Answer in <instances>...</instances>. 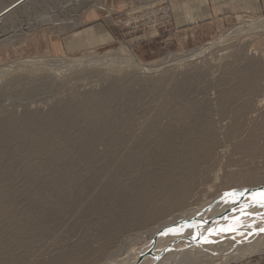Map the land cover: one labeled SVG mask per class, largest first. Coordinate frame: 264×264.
I'll return each instance as SVG.
<instances>
[{"label": "rangeland", "instance_id": "obj_1", "mask_svg": "<svg viewBox=\"0 0 264 264\" xmlns=\"http://www.w3.org/2000/svg\"><path fill=\"white\" fill-rule=\"evenodd\" d=\"M75 1L0 0V66L122 49L138 63H160L264 20L224 17L185 40L171 0ZM43 17L49 21L40 25ZM245 29L202 57L155 73L113 66L58 71L38 63L0 73V193L9 196L0 198V264H106L175 214L264 187V32ZM190 144L209 151L184 160ZM143 170L161 179L149 180ZM181 173L184 202L174 207L160 188ZM129 184L132 192L121 194ZM228 234L210 250L173 254L164 263L264 264V233ZM243 249L254 252L211 261Z\"/></svg>", "mask_w": 264, "mask_h": 264}, {"label": "bare ground", "instance_id": "obj_2", "mask_svg": "<svg viewBox=\"0 0 264 264\" xmlns=\"http://www.w3.org/2000/svg\"><path fill=\"white\" fill-rule=\"evenodd\" d=\"M94 1H98V0H78L75 1V3H79L81 4L82 2H85L86 4L88 3V5L92 2L94 3ZM74 2V1H73ZM85 4V5H86ZM96 4V3H94ZM84 5V6H85ZM71 6V5H70ZM82 6V5H81ZM83 6V7H84ZM87 6V5H86ZM67 7V6H66ZM76 7V6H75ZM66 10V9H65ZM51 13V12H50ZM54 13V12H53ZM45 17V16H44ZM41 18L40 21V25H44L47 20L46 18ZM51 17V16H50ZM49 19V17H48ZM62 19V18H61ZM38 20H35L34 24L36 23V21L38 22ZM50 20V19H49ZM47 20V21H49ZM54 20V19H52ZM50 20V22L52 21ZM70 21V20H69ZM67 22L68 25H75L74 21H70ZM31 23V22H30ZM61 23V22H60ZM59 24V23H58ZM33 25V24H32ZM32 25L31 28H32ZM28 26V28L30 27ZM36 26V25H35ZM76 27V26H75ZM245 28H251L252 30H254V32L257 34L258 32L263 33L264 32V20H257L256 22H250V23H246V24H242L238 27H235L233 29H231V31L226 32L223 36H221L220 38H218L217 40L208 43L202 47H198L194 50H191L190 52L187 53L186 58H179V56L177 55H173V54H169L164 60H162L160 63L158 62H154L152 64H143V63H138L133 57H131L129 54L126 53V51H124L123 49L116 55L113 56H109V55H105V56H100V55H91L88 57H81V58H44L43 56L40 57H34V58H30V59H26V60H20L18 62H15L14 64H11L9 66H0V73L5 72L6 70L9 71L8 69L16 67V66H26V65H32V64H42V65H46L48 67H50L52 70H58V71H71V70H78L81 68H87V67H123V68H130V69H136L142 73L148 74V73H155L158 72L160 70H162L163 68H166L168 66H173V64H183L184 62L187 61H191L193 59L199 58L204 56L206 53L212 51V49H215L217 46H220L221 43H223L225 40H227L228 38H230L231 36L235 35L238 32H241V30H244ZM26 29V28H25ZM246 30V29H245ZM250 30V29H249ZM251 30V32H252ZM16 31V30H15ZM17 32V31H16ZM243 32V31H242ZM241 32V33H242ZM18 33V32H17ZM240 33V34H241ZM248 34V32H247ZM112 67V68H113ZM2 133V132H1ZM3 147V146H2ZM201 144L200 146L198 144H190L188 150L186 151L185 154V159L184 160H188V156H203V154H205L206 152H208L209 150H207L208 148H204L201 149ZM206 147V146H205ZM197 148H200L197 151ZM82 152V151H81ZM4 154V153H3ZM91 154V153H90ZM188 155V156H187ZM2 159V158H1ZM128 160V159H127ZM137 161V159H136ZM136 161L135 158H131V160L129 161L128 164H135L136 165ZM166 162H172L171 159L167 158L165 159ZM141 162V161H140ZM57 163V162H56ZM139 163V162H138ZM143 163V162H142ZM73 164V163H72ZM140 164V163H139ZM74 165V164H73ZM134 165V166H135ZM146 165L147 166V162L141 164ZM127 166V165H126ZM125 166V167H126ZM139 166V165H138ZM145 167V166H144ZM145 169V168H144ZM56 170V169H55ZM145 173V176L148 178L149 180L153 177H156V173L152 174V176H150L148 170H143ZM65 174V173H64ZM69 174V173H68ZM117 175V174H116ZM75 176V175H74ZM43 177V176H42ZM151 177V178H150ZM113 178V177H112ZM145 178V177H144ZM157 178V177H156ZM154 178V179H156ZM160 177H158L157 179H159ZM174 178V177H173ZM176 178V179H175ZM174 182L172 185L167 186L164 185L160 191L163 192V197L164 195L167 196V198L170 200V204H174L175 205L178 204V202H184V201H180V197L184 196V193L182 195V188L180 187L181 185V181H183L184 177H183V173H181L180 175H178L177 177H175ZM79 179V178H78ZM89 179V178H88ZM99 179V178H98ZM114 179V178H113ZM116 179V178H115ZM114 179V180H115ZM118 179H120L118 177ZM156 179V180H157ZM161 179V178H160ZM148 180V179H147ZM152 180V179H151ZM172 180V179H171ZM49 181V180H48ZM93 181V180H92ZM118 181V180H117ZM116 181V182H117ZM159 181V180H158ZM75 182V181H74ZM142 182V181H141ZM147 182V181H146ZM145 182V183H146ZM154 182V181H153ZM166 182V181H165ZM96 183V182H95ZM112 183V182H111ZM126 182H124L125 184ZM135 183V181H134ZM143 183V182H142ZM156 183V182H155ZM70 184V183H69ZM97 184V183H96ZM113 184V183H112ZM114 184H116L114 182ZM147 184V183H146ZM60 185V184H59ZM79 185V184H78ZM99 185V184H98ZM118 185V184H117ZM115 185V186H117ZM123 185V184H121ZM126 185V184H125ZM129 186H125L124 191L121 192L122 193H129L132 190L133 185L130 188ZM140 185V184H139ZM142 185V184H141ZM155 185V184H154ZM158 185H161L160 182ZM114 186V185H112ZM114 186V187H115ZM120 186V185H119ZM124 186V185H123ZM147 186V185H146ZM166 186V187H165ZM38 187V186H37ZM89 187V186H88ZM111 187V185H110ZM122 187V186H121ZM145 187V186H144ZM159 187V186H158ZM105 188V187H103ZM119 188V187H118ZM136 188V187H135ZM141 188V187H139ZM147 188V187H146ZM150 188V187H149ZM156 188V187H155ZM100 189V188H99ZM113 189V188H112ZM116 189V188H115ZM118 189H116V193H120V191H117ZM134 190V189H133ZM137 190V189H136ZM141 190V189H140ZM150 189H146V191H149ZM158 190V189H156ZM79 191V190H78ZM139 191V190H138ZM151 191V190H150ZM102 192V191H101ZM132 192V191H131ZM130 192V193H131ZM142 192V190H141ZM181 192V194H180ZM257 193V195H260L261 193H264V187L260 188L258 191H254ZM110 193L109 191L106 193L108 194ZM113 193V191H112ZM139 193V192H138ZM137 193V194H138ZM147 195L148 193L145 192ZM157 193V192H156ZM186 193V192H185ZM238 194L240 197H235L234 194ZM63 194V193H62ZM161 194V193H160ZM101 195V194H99ZM104 195V194H103ZM109 195V194H108ZM111 195V194H110ZM115 195V194H113ZM129 195V194H127ZM142 196V193L139 194ZM182 195V196H181ZM233 195V197L231 196ZM228 198H224V200H211L209 201L207 204L200 206V207H195V208H191L188 209L185 212H181L180 214H175L174 216H172L170 219H168L166 222H164L163 224H161L160 228L155 231L153 234L149 235V238L146 239V241L139 245V246H135L133 248L130 249L129 252H127L126 255H123L122 257H120V259L116 258L117 260H112L106 264H137L138 262V258L140 255H142V262L141 264H153L154 261L156 259H158L159 257V262L160 264L164 263L166 260L170 259V257L172 258L173 254L177 255V253H190V252H196L198 253L200 250H210V247L213 246L215 244V242H217V238H222V236L226 235L225 237H227L228 233H235L233 234V236H240V235H245L247 233V235L249 236L250 234L252 235L254 232L255 233H264V207H261L260 204L258 202L255 203V205H248V202L250 201V199H252V193H248V194H242L241 192H233ZM55 196V195H54ZM106 196V195H105ZM120 196V195H119ZM137 196V195H136ZM146 197V195L143 194V197ZM157 196V195H155ZM8 194H6L5 192H1L0 193V198L4 201H7L8 198ZM80 197V196H79ZM125 197V196H124ZM123 197V198H124ZM144 197V198H145ZM70 198V197H69ZM89 198V197H88ZM141 198V197H140ZM149 199V195L146 197V199ZM82 199V198H81ZM100 199V198H99ZM107 199V196H106ZM117 199V196H116ZM122 199V198H121ZM142 199V198H141ZM184 199V198H183ZM261 199V197H257L256 201H259ZM1 200V202H2ZM98 200V199H97ZM104 200V199H103ZM129 200V199H128ZM126 198V201H128ZM140 200V199H139ZM10 201V200H9ZM60 201V200H59ZM108 201V200H107ZM118 201V200H116ZM123 200L119 201L122 202ZM12 202V201H11ZM118 202V203H119ZM2 203V204H4ZM99 203V202H98ZM96 202V204H98ZM123 203V202H122ZM136 203V201H135ZM138 203V202H137ZM148 203V202H147ZM10 204V203H9ZM14 204V203H12ZM67 204V203H66ZM124 204V203H123ZM127 204V203H126ZM131 204V203H130ZM140 204V202H139ZM143 204V203H142ZM146 204V203H145ZM152 204V203H151ZM8 204H5V206ZM11 205V204H10ZM95 205V204H94ZM100 205V204H99ZM118 204V208L121 207V205ZM125 205V204H124ZM129 205V204H127ZM180 205V204H179ZM3 206V205H2ZM3 206V207H5ZM97 206V205H96ZM137 206V204H136ZM170 206V205H169ZM168 205L165 206L166 208L169 207ZM8 207V206H7ZM38 207V206H37ZM100 207V206H99ZM98 207V208H99ZM117 207V206H115ZM128 207V206H127ZM172 205L169 207L171 208ZM21 208V207H20ZM39 208V207H38ZM97 208V207H96ZM123 208V207H122ZM131 208H134V206H131ZM147 208V207H146ZM27 209V208H26ZM50 209V208H49ZM59 209V208H58ZM90 209V208H89ZM126 209V207H125ZM129 209V208H128ZM2 210V209H1ZM57 210V209H56ZM88 210V209H87ZM96 210V209H95ZM5 211V210H4ZM32 211V210H31ZM115 211V210H114ZM128 211V210H127ZM137 211V210H136ZM135 211V212H136ZM163 211V209H162ZM27 212V211H26ZM30 212V211H29ZM55 212V211H54ZM57 212V211H56ZM132 213V211H130ZM226 212V215L223 216V213ZM24 213V211H23ZM101 213V212H100ZM146 213V212H145ZM44 214V213H43ZM124 214V213H123ZM10 215V213H9ZM25 215V214H23ZM56 215V214H55ZM63 215V213H62ZM131 215V214H130ZM31 216V215H29ZM113 216V215H112ZM115 216V215H114ZM12 217V216H11ZM44 216H42L43 218ZM2 218V217H1ZM4 218V217H3ZM9 218V217H8ZM17 218V216H16ZM29 218V217H28ZM56 218V216H55ZM134 218V217H133ZM5 219V218H4ZM10 219V218H9ZM21 219V216H20ZM27 219V217L25 218V220ZM54 219V218H53ZM24 220V221H25ZM28 220V219H27ZM120 220V219H119ZM23 221V220H22ZM21 221V222H22ZM37 221V220H36ZM41 221V220H40ZM49 221V220H48ZM52 221V220H51ZM55 221V220H54ZM121 221V220H120ZM137 221V220H136ZM193 222V224L190 225H183L180 226V228H174V230L172 229V225L175 223H186V222ZM200 221H208V225L206 226H202V224L200 223ZM15 222V221H14ZM53 222V221H52ZM88 222V221H87ZM96 222V221H95ZM117 222V221H116ZM27 223V221L25 222V224ZM48 223V222H47ZM89 223V222H88ZM122 223V222H121ZM141 223V222H140ZM23 224V223H22ZM46 224V223H45ZM99 224V223H98ZM21 225V224H20ZM125 225V224H124ZM27 226V224H26ZM42 226V225H41ZM126 226V225H125ZM16 227V226H15ZM26 228V227H25ZM1 229V228H0ZM24 230V229H23ZM115 230V229H114ZM120 230V229H119ZM154 231V230H153ZM2 233V232H1ZM116 233V232H115ZM255 233L253 235H255ZM9 234V233H8ZM100 234V233H99ZM114 234V233H113ZM112 234V235H113ZM25 235V234H24ZM106 235V234H105ZM229 235V234H228ZM4 236V235H3ZM85 236V235H84ZM167 236V237H166ZM157 237V239H160L158 244H156V246H151L150 247V243H152L151 241L154 240ZM144 238V237H143ZM224 238V237H223ZM262 238V237H261ZM232 238L229 239V241H224L225 243L228 244H222L225 246H228L230 243V240ZM235 239V238H234ZM252 239V237H251ZM264 239V238H263ZM176 240H179V243L175 242ZM187 240V241H185ZM237 240V239H236ZM232 241V240H231ZM81 242V241H80ZM90 242V241H89ZM222 242V243H224ZM235 242V241H234ZM238 242V241H237ZM252 242V241H251ZM33 243V242H32ZM250 243V242H249ZM35 244V243H34ZM235 244V243H233ZM246 244V243H245ZM260 244V243H259ZM256 244L253 245V249L260 251V249H262L263 244ZM251 245V243L249 244ZM258 245V246H257ZM27 246V244H26ZM89 246V245H88ZM260 246V247H259ZM86 247V245H85ZM238 247V245H237ZM252 248V246H250ZM258 247V248H257ZM9 249V248H8ZM219 249V248H218ZM224 250H226L225 248H223ZM253 249H248L245 250L243 249V251L239 252V253H231V255H229L230 252H228L227 254L229 256L227 257H220L219 259H212L211 261H229V260H238L240 257L250 253V251H253ZM74 250V249H73ZM71 250V251H73ZM231 251V249H229ZM233 250V249H232ZM126 251V250H125ZM153 255H150V252ZM238 251V250H237ZM253 251V252H254ZM258 251V252H259ZM203 252V251H201ZM211 252V251H210ZM227 252V251H225ZM256 252V251H255ZM252 253V252H251ZM8 254V253H7ZM119 254V253H118ZM191 254V253H190ZM206 254V252H205ZM114 255V254H113ZM112 255V256H113ZM211 255V254H210ZM155 256V258L153 257ZM217 256V255H216ZM115 257V256H113ZM112 257V258H113ZM186 257V255H185ZM110 257V259H112ZM179 258V257H177ZM176 258V259H177ZM181 258V256H180ZM184 258V257H183ZM115 259V258H113ZM175 259V258H174ZM189 259V258H188ZM185 259V260H188ZM62 260V259H61ZM70 260V259H69ZM74 260V259H73ZM171 261L173 260L170 259ZM178 260V259H177ZM190 260V259H189ZM58 261V260H57ZM184 261V260H182ZM199 261V260H198ZM77 262V261H76ZM106 262V261H105ZM173 262V261H172ZM181 262V261H179ZM185 262V261H184ZM193 262V261H192ZM197 262V261H196ZM234 262V261H233ZM168 264H170L171 262H167ZM166 263V264H167ZM191 263V262H189ZM215 263V262H214ZM227 263V262H226ZM105 264V263H102ZM157 264V263H156ZM165 264V263H164ZM172 264V263H171ZM176 264V263H174ZM179 264V263H178ZM183 264V263H182ZM186 264V263H185ZM188 264V262H187ZM204 264V263H203ZM213 264V262H212Z\"/></svg>", "mask_w": 264, "mask_h": 264}, {"label": "crops", "instance_id": "obj_3", "mask_svg": "<svg viewBox=\"0 0 264 264\" xmlns=\"http://www.w3.org/2000/svg\"><path fill=\"white\" fill-rule=\"evenodd\" d=\"M171 2L174 4L172 10L175 11L176 22L182 26L179 33L184 34L185 40L198 37L206 26L204 24L208 25L209 22L224 17L264 14V0H171ZM153 36L154 33L140 37L137 41L151 39ZM69 45L68 51L74 52L76 49L73 42L69 41Z\"/></svg>", "mask_w": 264, "mask_h": 264}, {"label": "water", "instance_id": "obj_4", "mask_svg": "<svg viewBox=\"0 0 264 264\" xmlns=\"http://www.w3.org/2000/svg\"><path fill=\"white\" fill-rule=\"evenodd\" d=\"M252 193V199H250V201L248 202V205L247 206H249V205H255V203L257 202L256 201V198L257 197H261L260 195H257V193L256 192H254V191H252L251 192ZM226 215V212H224L223 213V216H225ZM193 222L194 221H192V222H186V223H175V224H173L172 225V229L174 230V228H180V226H183V225H190V224H193ZM200 223L202 224V226L204 225H208L209 223H208V221H200ZM167 237V236H166ZM159 240L160 239H157V237L154 239V240H152L151 242L152 243H150L151 245H150V247L151 246H156V244H158V242H159ZM185 241H187V240H185ZM175 242H177V243H179V240H176ZM150 252V251H149ZM150 255H153L151 252L149 253ZM142 255H140L139 256V258H138V262H137V264H141V262H142V257H141Z\"/></svg>", "mask_w": 264, "mask_h": 264}, {"label": "snow or ice", "instance_id": "obj_5", "mask_svg": "<svg viewBox=\"0 0 264 264\" xmlns=\"http://www.w3.org/2000/svg\"><path fill=\"white\" fill-rule=\"evenodd\" d=\"M261 199L259 201H257L261 207H264V193L260 194Z\"/></svg>", "mask_w": 264, "mask_h": 264}]
</instances>
